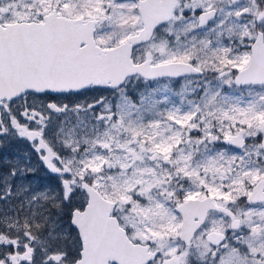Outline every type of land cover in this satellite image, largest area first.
<instances>
[{"label":"flooded vegetation","instance_id":"1","mask_svg":"<svg viewBox=\"0 0 264 264\" xmlns=\"http://www.w3.org/2000/svg\"><path fill=\"white\" fill-rule=\"evenodd\" d=\"M130 1L138 14V1ZM175 4L179 7L178 3ZM50 11L48 14L56 12L58 17L78 19V26L96 21L94 39L104 49L122 45L143 27L140 24L139 28H134V32L125 28V33H117L118 43L111 40L112 43L106 44L110 35L104 34V37L100 32L101 27L106 26L108 16L85 19L82 13H67L61 4ZM200 13H197V21L200 27H205L211 21L200 24ZM48 14L30 15L1 24H43L44 17ZM169 24L171 23L157 27L147 43L131 49L132 63L139 65L148 62L149 67L184 63L195 74L181 78H143L138 74L127 77L117 88L91 85L85 89L84 85L81 90L70 92H60L57 88L35 91V87H32L17 99L0 101V136L6 127L18 126L23 140L35 143V167L27 173V179L36 184L35 192L38 193L40 203L37 210L39 222L32 216H22L18 205L21 199L13 195L18 193L26 180L21 178L22 172L18 167L5 165L0 161V264H19L14 257L10 258L14 243H10L7 235L15 236L10 231V218L22 225L20 235L26 247L20 261L24 257L28 261L37 258L35 243L32 242L35 239L34 229L44 230L43 237L56 232L46 228V221L49 219L61 221L68 226L73 236L69 248H78L79 234L72 226L74 212L83 211L87 203L85 184L95 187L85 181V171L81 179L75 177L73 165L66 162L72 157V153L64 149L65 143L73 134L60 132L59 127L76 128L73 125L79 121L85 125V113L88 114L89 125L98 123L102 127H108L114 123L117 129L130 135L116 147L102 150L106 155L103 170L123 172L128 179L131 186L127 190L121 188L122 197H128V204L123 206L135 209L133 218L137 225L149 222L152 217L138 213V209L150 210L167 205L179 223L185 216L203 207L207 209L204 223L191 241H197L199 247L209 249L204 259H200L198 248L192 260L187 258L186 255L191 253V246L184 247L185 254L163 257L162 252L156 248L153 232L149 228L140 231L132 224L130 234H134L132 238L136 244L149 245L150 242L146 241L148 238L155 241L151 251L158 252V255L153 263L164 264L165 260L173 258L171 264H202L210 256L216 261L218 255L215 264H248L249 261L264 264V82L247 80L243 86L235 83L239 73L248 69L252 61L264 62V56L261 55L264 53V11L259 13L254 23L245 28L241 37V50L246 60L242 70L230 69L227 65L221 71H216L209 68V65L199 64L196 59L157 62L149 51L148 55L143 56L142 48L154 42L161 30ZM184 35L185 32L182 36ZM84 46L82 43L79 48ZM30 59L36 61L35 56ZM54 67L57 68L56 62ZM81 79H85V73ZM37 89L41 88L37 86ZM94 94H100L102 98L111 96L114 99H128L132 107L130 117L135 119L133 128L127 125L125 117L121 118L116 114L115 108L114 111H103L95 115V107L103 99L92 101ZM142 95H153L155 103H141ZM148 107L151 111L146 110ZM123 120L125 122L122 123ZM122 125H125V129H122ZM49 127H53L52 133L45 130ZM165 139L167 142H164ZM171 139H174L173 143H169ZM113 154L121 155V162L112 160ZM99 193L107 199L104 194ZM10 205L12 210L9 209ZM120 206L116 204L113 215L122 225L118 217L122 214ZM189 206L195 209L183 211L182 216L179 212L177 214L178 208ZM234 208H244L246 217L252 224L243 227L232 225L235 214L231 209ZM163 212L156 210L158 220ZM218 219L230 226L222 229ZM29 224H32L31 228ZM212 232L218 233L219 237L208 240L207 235ZM42 263L39 261L35 264Z\"/></svg>","mask_w":264,"mask_h":264},{"label":"rangeland","instance_id":"2","mask_svg":"<svg viewBox=\"0 0 264 264\" xmlns=\"http://www.w3.org/2000/svg\"><path fill=\"white\" fill-rule=\"evenodd\" d=\"M137 1L139 3L140 0ZM262 2L264 0H181L174 20L168 27L161 30L160 36L154 42L142 48L141 54L143 56L148 55L147 51H149L157 62L196 59L199 64L209 65V68L216 71H221L220 69L227 65L230 66V69H241L246 64L241 50L243 47L241 37L245 28L254 23V19L264 11ZM57 4H61V7L69 14H84L85 19L108 16L105 21L106 26H102L100 32L104 37V34L110 35V39L106 44L112 43L111 40H115V44L118 43V32L125 33L123 31L125 28H129L131 32H134V28H139L141 24L139 15L133 10L130 0H0V24L30 15L48 14ZM210 9L217 10V17L213 22H209L207 26L200 27L197 21V13ZM121 26L123 27L120 28ZM184 32L186 35L182 36ZM182 41H184V44ZM98 99L103 100L98 101ZM93 100L98 101L97 107H95V115H99L103 111H114L115 108L118 116L125 117L126 122H128L127 125H130L131 128L135 125V119L130 117L132 107L128 99L123 97L114 99L111 96L102 98L100 94H94ZM141 103H155L153 95H142ZM146 110H150V108L148 107ZM87 120L88 114L85 113V125L79 121L73 125L76 128L59 127L60 132L67 133V135L73 134V137L68 138L64 149L72 153V157L67 159L66 162L73 165L75 177L81 179L83 177L82 173L85 171V181L91 183L106 198L121 205L122 214L120 217L124 225L131 228L133 224L135 229L140 231L149 228L153 232L152 235L157 238L156 246L162 250L163 257H170L177 252L185 254L183 244L178 239V222L175 220L171 208L163 205L160 208H150V210L138 209V213L152 217H150L149 222L137 225L133 218L135 209L123 206L128 204V197H122L121 188L124 187V190H127L131 186L127 181L128 179L123 172L117 173L114 170L105 172L103 170L106 155L102 150L106 147L114 148L123 143L127 140L125 138L130 136L129 133L120 131L114 123L108 127H102L98 123L89 125ZM123 122L125 121L123 120ZM20 125L24 126L23 123H20ZM25 128L33 129V127ZM52 128L49 127L45 130L47 133H52ZM122 129H125V125H122ZM107 134L108 136H106ZM46 141L49 140L46 139ZM164 142H167V140L165 139ZM173 142L174 139H171L169 143ZM34 147L35 143L23 140L22 131L18 126L6 127L3 135L0 136V161L5 165L18 167L22 172L21 178L26 180L20 186L18 193L13 195L21 199L18 203L21 214L23 217L32 216L39 222L40 218L37 210L40 203L38 193L35 192L36 184L33 181L28 182L27 179V173L33 171L35 167ZM120 159L121 155L113 154L112 160L121 162ZM31 164L33 165L31 166ZM8 202L10 203V201ZM9 209H13L12 205ZM156 210L164 211L159 220L155 214ZM231 210L235 214L232 225L243 227L252 224V221L247 219L244 208ZM10 220L12 227L10 231L15 235H7L10 243H14L12 245L14 251L10 258L14 257L19 261V264H35L39 261L43 262L42 264H70L72 258L75 257L76 251L74 248H69L73 240L69 227L62 224L61 221L49 219V221H46V228L56 232L48 237H43L44 230L39 229L37 231L34 229L36 231L34 234L35 239L32 242L35 243L37 258L28 261L24 257L20 261L26 247V243L20 235L23 231L22 225H18L11 218ZM217 221L221 223L220 227L222 229L230 226L225 221L219 219ZM29 226L31 228L32 224H29ZM26 232H29V229H26ZM193 243L191 253L186 257L192 260L196 248L200 250V259L205 257L208 250L205 247H199L197 241ZM218 258L217 255L216 261H214L210 256L202 264H212L213 262L215 264ZM248 264H254V262L249 261Z\"/></svg>","mask_w":264,"mask_h":264},{"label":"water","instance_id":"3","mask_svg":"<svg viewBox=\"0 0 264 264\" xmlns=\"http://www.w3.org/2000/svg\"><path fill=\"white\" fill-rule=\"evenodd\" d=\"M174 5L175 0L142 2L141 17L144 29L113 49L97 46L94 39L96 21L78 26V19L59 18L55 12L45 16L43 24L0 25V101L17 99L32 87H35V91L57 88L60 92H67L80 90L90 83L117 87L126 77L135 74L143 78H181L195 74L190 70V66L184 63L149 67L146 62L135 66L130 59V51L134 46L148 42L154 29L171 19ZM214 17L215 11L212 10L200 14L199 21L205 24ZM66 43L68 44L64 45ZM82 43L85 46L80 49ZM261 55L264 56V53ZM34 56L35 62L30 59ZM84 73L85 80L81 79ZM250 78L264 82V62L252 61L248 69L239 73L235 83L243 86ZM37 86L41 89H37ZM85 192L88 196L85 211L75 213L72 220L82 244L81 257L74 264H147L152 261L154 254L145 253L141 246L133 245L118 228L114 227L112 230L109 227L108 223L112 220L108 215L113 204H107L91 186L85 185ZM203 218L204 213L202 220ZM202 223L203 221H200L199 224ZM196 228L182 233L190 235ZM110 231L116 232L119 237L100 239L98 236L100 232ZM108 243H111L112 247L107 245Z\"/></svg>","mask_w":264,"mask_h":264}]
</instances>
